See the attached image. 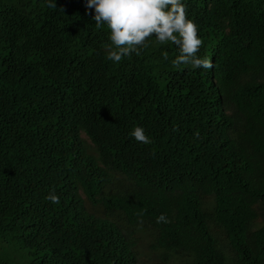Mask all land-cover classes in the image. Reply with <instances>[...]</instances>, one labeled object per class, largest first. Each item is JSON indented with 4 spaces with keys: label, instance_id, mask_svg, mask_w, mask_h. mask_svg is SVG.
Instances as JSON below:
<instances>
[{
    "label": "trees",
    "instance_id": "obj_1",
    "mask_svg": "<svg viewBox=\"0 0 264 264\" xmlns=\"http://www.w3.org/2000/svg\"><path fill=\"white\" fill-rule=\"evenodd\" d=\"M85 2L0 0V264H264V0H182L207 69Z\"/></svg>",
    "mask_w": 264,
    "mask_h": 264
},
{
    "label": "clouds",
    "instance_id": "obj_2",
    "mask_svg": "<svg viewBox=\"0 0 264 264\" xmlns=\"http://www.w3.org/2000/svg\"><path fill=\"white\" fill-rule=\"evenodd\" d=\"M48 7H55V0H45ZM85 9L92 10V20L97 27L102 24L109 29V39L114 46L108 50L107 58L119 62L132 53L139 54L146 46L147 38L156 43L172 42L179 50V55L172 61L175 65L190 64L193 68H210L207 58H200L198 53L202 39L198 36V25L187 18L182 0H86ZM166 56V53H165ZM135 141L149 144L151 140L141 126L130 132ZM46 199L59 204L54 192ZM157 223H168L162 213L156 218Z\"/></svg>",
    "mask_w": 264,
    "mask_h": 264
},
{
    "label": "rangeland",
    "instance_id": "obj_3",
    "mask_svg": "<svg viewBox=\"0 0 264 264\" xmlns=\"http://www.w3.org/2000/svg\"><path fill=\"white\" fill-rule=\"evenodd\" d=\"M137 238L140 239L141 235L138 234ZM148 243H149V239H146V238H143L140 241L138 240V245H139L138 250H139V253L141 256L140 260H141V262H144L145 264H149V262L151 261L150 256H147V254L149 253V249L147 247ZM150 264H152V263H150Z\"/></svg>",
    "mask_w": 264,
    "mask_h": 264
}]
</instances>
